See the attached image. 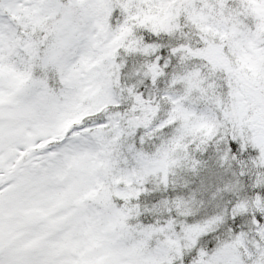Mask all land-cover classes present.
<instances>
[{"label":"snow or ice","instance_id":"1","mask_svg":"<svg viewBox=\"0 0 264 264\" xmlns=\"http://www.w3.org/2000/svg\"><path fill=\"white\" fill-rule=\"evenodd\" d=\"M0 264H264V0H0Z\"/></svg>","mask_w":264,"mask_h":264}]
</instances>
